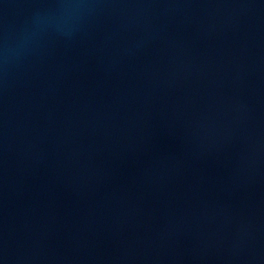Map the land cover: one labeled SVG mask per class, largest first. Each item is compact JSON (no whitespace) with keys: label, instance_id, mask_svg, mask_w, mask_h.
Listing matches in <instances>:
<instances>
[{"label":"water","instance_id":"95a60500","mask_svg":"<svg viewBox=\"0 0 264 264\" xmlns=\"http://www.w3.org/2000/svg\"><path fill=\"white\" fill-rule=\"evenodd\" d=\"M0 264H264V0H0Z\"/></svg>","mask_w":264,"mask_h":264}]
</instances>
